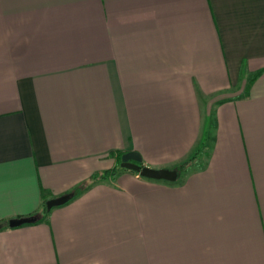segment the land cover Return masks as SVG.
<instances>
[{
    "label": "crops",
    "instance_id": "obj_1",
    "mask_svg": "<svg viewBox=\"0 0 264 264\" xmlns=\"http://www.w3.org/2000/svg\"><path fill=\"white\" fill-rule=\"evenodd\" d=\"M0 264H264V0H0Z\"/></svg>",
    "mask_w": 264,
    "mask_h": 264
},
{
    "label": "water",
    "instance_id": "obj_2",
    "mask_svg": "<svg viewBox=\"0 0 264 264\" xmlns=\"http://www.w3.org/2000/svg\"><path fill=\"white\" fill-rule=\"evenodd\" d=\"M121 168L125 169L129 172H134L139 174L140 177L153 180V181H164L174 183L177 181L178 173L177 171H170V170H155L149 167H141L133 163H122ZM70 201V196L65 195L56 199H52L46 203V210L50 212L54 208H58L64 206L66 203ZM36 221L35 217L32 218H25V219H18L12 220L9 222V228H18L24 226L26 224H31Z\"/></svg>",
    "mask_w": 264,
    "mask_h": 264
},
{
    "label": "trees",
    "instance_id": "obj_3",
    "mask_svg": "<svg viewBox=\"0 0 264 264\" xmlns=\"http://www.w3.org/2000/svg\"><path fill=\"white\" fill-rule=\"evenodd\" d=\"M196 154H197V152L194 154V156H192V158L190 159V162L195 160ZM121 164H122V162L119 161L117 166L114 169L107 171V172H104V173L93 175L88 181L78 185L73 191H71L69 194H67L68 196H70V201L77 198L81 194H83L93 184L106 181L110 178L115 179L120 174L127 172V170L121 168ZM138 166H141V165H138ZM186 166H187V164L181 165L178 169L179 170L185 169ZM141 167H143V166H141ZM131 173L139 176V174H137V173H134V172H131ZM174 183H176V182H174ZM41 196H42L41 197V199H42L41 209L38 213H36L35 215L32 216V217L36 218V221L34 223H31L32 225L38 224L45 217V215L48 214V212L46 210V203L50 200L48 199V197L44 193H42ZM32 217H30V218H32Z\"/></svg>",
    "mask_w": 264,
    "mask_h": 264
},
{
    "label": "rangeland",
    "instance_id": "obj_4",
    "mask_svg": "<svg viewBox=\"0 0 264 264\" xmlns=\"http://www.w3.org/2000/svg\"><path fill=\"white\" fill-rule=\"evenodd\" d=\"M183 177V173H181L180 171L178 172V178L177 181H180Z\"/></svg>",
    "mask_w": 264,
    "mask_h": 264
}]
</instances>
